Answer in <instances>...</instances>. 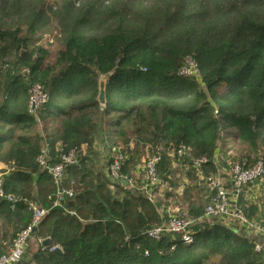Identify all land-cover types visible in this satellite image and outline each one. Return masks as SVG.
<instances>
[{
	"label": "trees",
	"instance_id": "obj_1",
	"mask_svg": "<svg viewBox=\"0 0 264 264\" xmlns=\"http://www.w3.org/2000/svg\"><path fill=\"white\" fill-rule=\"evenodd\" d=\"M53 2L0 0V163L6 166L0 173L4 196L17 198L0 197V219L14 229L11 244L31 224L30 201L47 210L22 258L30 253L33 264H264L243 227L204 217L209 189L208 199L187 205L191 244L171 233L144 234L169 218L156 194L166 183L177 185L174 162L194 187L205 183L193 165L201 155L208 160L204 176L233 164H264V0ZM51 19L60 33L54 51L38 37ZM188 60L196 72L181 74ZM108 73L101 105L98 81ZM37 84L47 99L32 109ZM181 146L187 150L178 156ZM114 150L124 156L119 180L108 170ZM71 151L74 161L56 184L39 158L52 166ZM158 152L159 183L144 188L143 165ZM139 168L144 178L133 181ZM257 183L264 186V173L243 188L237 206L264 227V188L260 215L246 198ZM47 238L49 247L42 244Z\"/></svg>",
	"mask_w": 264,
	"mask_h": 264
},
{
	"label": "built area",
	"instance_id": "obj_2",
	"mask_svg": "<svg viewBox=\"0 0 264 264\" xmlns=\"http://www.w3.org/2000/svg\"><path fill=\"white\" fill-rule=\"evenodd\" d=\"M188 66L183 67L180 70L181 74L191 75L193 72V64L190 60L187 61ZM47 99L46 94L43 92L40 85H34L29 98V106L34 109L40 103ZM187 148L181 146L177 155L182 156L185 154ZM117 155L115 161L109 167V173L111 180H119L121 178L119 174L120 162L124 159V156L119 150H114ZM62 161L58 164L48 166L44 156L39 158L42 167H45L54 179V182L58 184L61 182L64 176V169L67 163L74 161V153L71 151L68 154H64L61 157ZM159 152L150 156L143 165L145 179L147 185L144 188L154 187L158 182L156 164L159 161ZM207 158L203 155L198 156L193 160V165L197 170V173L202 177L210 192L213 193L211 201L206 205L204 210V217H218L223 218L226 223H237L244 229H253L262 231L259 226L249 221L241 209L237 206L238 196L242 192L243 188L248 184L256 181L264 173V164L261 160L256 161L248 167H243L239 164L231 165L229 169L230 177V189L225 186L222 177L219 174H212L204 176L203 165L207 162ZM3 177L0 174V197H5L9 201L14 202L17 200L15 196L6 195L2 190ZM70 196L71 192H67ZM149 199L152 198L151 192L147 191ZM28 209L32 212L31 224L27 228L23 229L17 237L13 240L11 246L3 253L0 254V264H23L22 257L25 251V245L30 237L31 231L41 222L42 218L46 215L47 210L40 207L33 201L28 203ZM170 215L165 223L161 226L153 227L144 232V234L150 238L159 239L165 233H171L176 236L179 234V238L184 244H191L193 242L191 237V231L189 229L193 220L187 214V210L183 207H176L175 209L168 210ZM59 248V246L50 247L51 250ZM255 250L262 253L264 257V247L262 244L257 243Z\"/></svg>",
	"mask_w": 264,
	"mask_h": 264
},
{
	"label": "crops",
	"instance_id": "obj_3",
	"mask_svg": "<svg viewBox=\"0 0 264 264\" xmlns=\"http://www.w3.org/2000/svg\"><path fill=\"white\" fill-rule=\"evenodd\" d=\"M0 168L2 169H6L5 164L0 163ZM173 168L176 171V175H175V179L173 181V184H177L175 187L172 186L169 183H166L165 186L163 185V187L159 188V193H157L156 197L159 198L162 202V206L166 207L167 210H172L175 209L176 207H183L184 209L187 210V205L188 203H190L192 200L194 199H208L209 198V191L207 188V185L199 180L198 181V186L194 187V184L192 182H190L187 178L185 173L182 171H180V169L183 170V167L178 166L177 163H173ZM179 169V171H178ZM141 169L139 168L138 171L134 172L133 174V181L137 178H141L143 179L144 177L140 174ZM1 174V173H0ZM198 175V173H197ZM224 183L225 186L230 189V177H229V172L226 175H221L219 174ZM199 178L203 179L202 177H200L198 175ZM254 186V188H252L251 192H249L246 196V198L251 201L252 203H256L259 208L258 210V214L260 215L259 211H260V203H259V198L261 196V191L263 190L264 186H261L257 183V185H252ZM243 194L244 189H243ZM166 194V196L164 195ZM256 226H259L256 224ZM259 228L262 230H257V228H253V229H245L246 231V235L250 236L251 238H253L257 243L262 244L264 247V227L259 226ZM11 232H14V229L11 230L10 224H6L5 222H2L0 219V254L3 253L4 251H6L9 247V245L12 242V236H11ZM32 240V239H31ZM34 241V240H33ZM36 246L35 243L32 242L31 246L29 245V247L31 248V250L34 249V247ZM22 263L23 264H33V261L30 262V253L25 256L24 258H22Z\"/></svg>",
	"mask_w": 264,
	"mask_h": 264
},
{
	"label": "rangeland",
	"instance_id": "obj_4",
	"mask_svg": "<svg viewBox=\"0 0 264 264\" xmlns=\"http://www.w3.org/2000/svg\"><path fill=\"white\" fill-rule=\"evenodd\" d=\"M49 5L54 3V0H45ZM53 18V17H52ZM39 44L49 48L51 51H54L58 47V42L60 38V33L58 30L57 22L55 19H51L49 24L42 29L41 32L38 33ZM233 149V148H232ZM229 170L219 169L217 174L226 175Z\"/></svg>",
	"mask_w": 264,
	"mask_h": 264
},
{
	"label": "water",
	"instance_id": "obj_5",
	"mask_svg": "<svg viewBox=\"0 0 264 264\" xmlns=\"http://www.w3.org/2000/svg\"><path fill=\"white\" fill-rule=\"evenodd\" d=\"M111 73H108L106 75L100 76L99 81H98V95H97V100L101 105H104L106 102V91H105V85H106V80L110 77ZM111 178V177H110ZM121 182L123 185L127 184L126 179H121ZM59 191L61 192V187H59ZM176 237L179 238V234H176ZM44 246L49 247L52 244V241L50 238H47L43 240L42 243Z\"/></svg>",
	"mask_w": 264,
	"mask_h": 264
}]
</instances>
